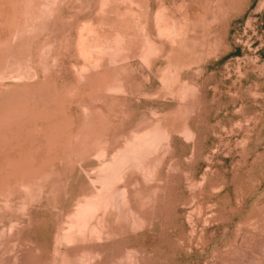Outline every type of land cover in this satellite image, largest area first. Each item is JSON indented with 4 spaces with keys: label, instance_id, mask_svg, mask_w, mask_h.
Segmentation results:
<instances>
[{
    "label": "rangeland",
    "instance_id": "1",
    "mask_svg": "<svg viewBox=\"0 0 264 264\" xmlns=\"http://www.w3.org/2000/svg\"><path fill=\"white\" fill-rule=\"evenodd\" d=\"M0 264H264V0H0Z\"/></svg>",
    "mask_w": 264,
    "mask_h": 264
}]
</instances>
